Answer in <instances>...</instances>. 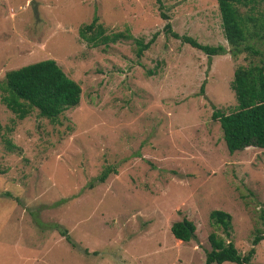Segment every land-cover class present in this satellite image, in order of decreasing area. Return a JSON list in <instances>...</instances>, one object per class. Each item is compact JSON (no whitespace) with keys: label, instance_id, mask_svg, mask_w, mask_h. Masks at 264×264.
Masks as SVG:
<instances>
[{"label":"rangeland","instance_id":"374dc122","mask_svg":"<svg viewBox=\"0 0 264 264\" xmlns=\"http://www.w3.org/2000/svg\"><path fill=\"white\" fill-rule=\"evenodd\" d=\"M160 3L0 0V81L50 59L80 89L54 122L35 110L18 120L0 104V264H204L207 234L224 240L212 210L229 215L240 254L255 230L264 235V148L229 154L209 119L235 105V67L264 73V37L245 42L256 55L206 57L163 26L227 51L215 0ZM93 13L106 34L127 38L85 45L76 31ZM150 38L135 57L133 39ZM182 219L194 226L186 242L168 230ZM248 264H264V239Z\"/></svg>","mask_w":264,"mask_h":264},{"label":"trees","instance_id":"16d2710c","mask_svg":"<svg viewBox=\"0 0 264 264\" xmlns=\"http://www.w3.org/2000/svg\"><path fill=\"white\" fill-rule=\"evenodd\" d=\"M157 9L161 8L160 0H153ZM219 17V25L227 51L220 45L208 46L198 44L185 35L178 36L171 32L169 24L165 23L163 30L174 39L196 49L206 57L220 56L228 52L235 57L240 53L256 55L257 51L247 45L246 40L261 39L264 29V13L258 12L257 17L247 15L254 9L264 10V0H215ZM238 7L243 9L240 13ZM246 11V12H245ZM162 19H167L160 15ZM93 13L87 24L81 25L77 37L90 48L113 45L128 35L122 33H105ZM134 56L139 57L152 43V38L142 43L133 39ZM229 89L232 92L235 105L225 113L213 110L209 119L218 125L226 151L231 154L246 147L264 148V73L260 65L248 64L237 66L232 71ZM80 89L76 82L68 78L53 60L45 59L30 63L13 70L6 71L0 81V104L13 116L21 120L31 110L37 116L54 122L65 110L77 105ZM5 148L10 150L11 145ZM109 172L104 169L95 181L101 183ZM91 187V183L87 185ZM262 216L259 215L261 220ZM210 225L220 228L224 240L210 232L206 236L208 250L204 252V264H248L255 252V246L264 239L263 232L252 234L249 247L245 253H238L229 240L230 217L220 210H212L207 214ZM170 235L181 242H186L193 234L194 226L190 221L182 219L169 226ZM66 242L64 230H58Z\"/></svg>","mask_w":264,"mask_h":264},{"label":"water","instance_id":"95a60500","mask_svg":"<svg viewBox=\"0 0 264 264\" xmlns=\"http://www.w3.org/2000/svg\"><path fill=\"white\" fill-rule=\"evenodd\" d=\"M31 9H32V11H33V13H34V6H33V2H31ZM192 239H194L193 237H191Z\"/></svg>","mask_w":264,"mask_h":264}]
</instances>
